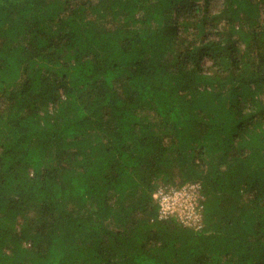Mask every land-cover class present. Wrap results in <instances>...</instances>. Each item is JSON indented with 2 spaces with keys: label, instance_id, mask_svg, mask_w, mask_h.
Instances as JSON below:
<instances>
[{
  "label": "trees",
  "instance_id": "trees-1",
  "mask_svg": "<svg viewBox=\"0 0 264 264\" xmlns=\"http://www.w3.org/2000/svg\"><path fill=\"white\" fill-rule=\"evenodd\" d=\"M0 264H264V0H0Z\"/></svg>",
  "mask_w": 264,
  "mask_h": 264
},
{
  "label": "built area",
  "instance_id": "built-area-1",
  "mask_svg": "<svg viewBox=\"0 0 264 264\" xmlns=\"http://www.w3.org/2000/svg\"><path fill=\"white\" fill-rule=\"evenodd\" d=\"M156 197L160 219L176 216L182 224L187 226L200 224L201 192L198 183L183 187H163L159 189Z\"/></svg>",
  "mask_w": 264,
  "mask_h": 264
}]
</instances>
